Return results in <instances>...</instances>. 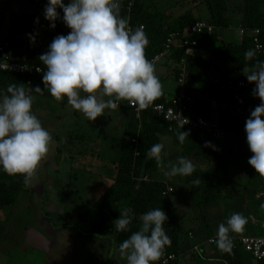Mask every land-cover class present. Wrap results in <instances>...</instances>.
I'll return each mask as SVG.
<instances>
[{
	"label": "trees",
	"instance_id": "obj_1",
	"mask_svg": "<svg viewBox=\"0 0 264 264\" xmlns=\"http://www.w3.org/2000/svg\"><path fill=\"white\" fill-rule=\"evenodd\" d=\"M231 1L237 3L230 9L229 2ZM198 3L205 7L209 15L207 22L214 26V32L210 35L203 33L193 37L197 41L193 55H185L184 50L175 45L170 51L171 55L169 53L162 58L168 56L176 77L181 68V60L184 59L187 71L186 80L189 81L188 87L195 90L188 106L191 116L216 122L226 131L227 135L246 140L245 122L251 110L261 101L252 95V90L238 87L237 82L247 79L243 68L251 67L255 62L246 60L244 55L247 50L254 49L255 46L253 37L250 35L252 29H261L259 39L264 50V31L262 30L264 28V11H262L264 0H200ZM121 4V15L134 28L140 25L144 27L149 39L145 54L150 61L164 51L166 39L172 32L182 33L189 24L198 20L195 19L192 11L186 10L176 18L177 27L172 28L169 26L171 17L151 11L152 9L145 0H121ZM58 11L61 22L55 23L56 32L69 29L63 22V11L60 9ZM21 19H23L22 15L18 20L21 22ZM24 20L28 25V30L34 23H37V20L50 25L45 17L27 16ZM231 26L244 30V35L238 43L224 41L218 35V31L229 29ZM0 45L12 58L16 59L13 46L8 47L7 43H0ZM48 48L42 42L39 48L29 46L23 50L19 60L46 70L39 56ZM255 59L264 60V53L256 52ZM42 76L43 74L32 78L27 74L0 71V96L6 93L9 84L16 83L23 84L25 90L36 98L55 101L47 90L42 95L32 90L37 86L43 90ZM167 102V95L164 92L163 96L154 103L167 104ZM126 107L129 119L124 129V137L120 142L118 160L114 162L115 176L111 179L107 189L81 216L80 221L84 220L87 214L94 213L91 234L104 237L112 235L118 250L119 244L127 239L131 232L139 230L141 223L139 219L145 212L161 208L168 217L164 228L171 238V245L166 248L164 255L179 256L183 254L182 250L186 239H189L188 234L191 230L183 232L181 229L186 217L180 211L178 203L174 201L180 195L177 194V188L188 187L189 205L199 212L201 220H204L200 213L201 206L218 201L228 188V157L224 152V145L216 147L213 137L197 128L183 126L181 129L180 126H174L169 130L166 121L150 111L144 112L141 120H137L127 102ZM181 130L190 133L183 144H180L177 139V133ZM162 138H170L171 145L180 150L178 155L174 153L173 156L172 154L166 156L165 162L174 163L178 156H184L188 159L204 161L207 163L206 167L196 166V171L189 177L177 176L171 180L167 179L164 176L167 169L161 170L155 160L146 155L153 144L161 143ZM131 139H136V144L132 143ZM206 142H211L214 147H205ZM255 176L253 175V178ZM194 179H200L199 186L191 183ZM23 189L25 186L22 176H9L0 167V210L12 206L17 194ZM256 192L258 190L253 194L256 195ZM125 208L132 210L134 219L128 232H117L113 221ZM205 239L196 242L199 243ZM215 248L218 250L217 247ZM218 252L228 264H243L240 249H233L232 254L221 253L219 250ZM179 260L169 264H178ZM257 263L264 264V261Z\"/></svg>",
	"mask_w": 264,
	"mask_h": 264
},
{
	"label": "clouds",
	"instance_id": "obj_2",
	"mask_svg": "<svg viewBox=\"0 0 264 264\" xmlns=\"http://www.w3.org/2000/svg\"><path fill=\"white\" fill-rule=\"evenodd\" d=\"M121 8V0H69L67 4L64 0H48L44 15L50 27L55 28V22L61 18L60 9L70 32L56 36L48 50L39 56L46 69L38 70L43 71L44 88L37 86L32 90L41 95L47 90L56 102L66 97L68 105L93 122L104 116L106 110H117L120 102L127 101L140 111L161 98L163 85L155 65L145 54L149 45L147 34L143 26L130 28ZM31 39L34 42L35 37ZM244 55L246 60L255 61L251 67L245 66L243 73L249 83L255 84L252 95L261 101L245 122L247 144L253 153L248 163L264 178V60L255 59L256 49H249ZM35 99L23 84L16 83L9 84L6 93L0 96V167L9 176H22L25 187L32 186L37 179L40 163L53 139L32 110ZM189 135L187 131H179V143L183 144ZM205 147L214 146L206 142ZM164 148L163 143H155L146 155L158 167L167 169L164 172L167 179L189 177L196 171V165L184 156H178L174 163L165 162ZM191 183L199 186L200 179ZM133 219L131 209L121 210L113 221L115 230L128 232ZM167 220L161 208L140 217L139 230L131 232L118 246L126 264H155L161 260L171 245L164 228ZM247 223L243 214L232 213L218 225L214 242L221 253L232 254L230 234H242Z\"/></svg>",
	"mask_w": 264,
	"mask_h": 264
},
{
	"label": "crops",
	"instance_id": "obj_3",
	"mask_svg": "<svg viewBox=\"0 0 264 264\" xmlns=\"http://www.w3.org/2000/svg\"><path fill=\"white\" fill-rule=\"evenodd\" d=\"M68 2L69 0H64L65 4ZM47 3L48 0H0V43H7L8 47L13 46L16 58L22 55L21 40L29 34L24 17L44 18ZM21 15L23 19L20 22L18 19ZM176 18L172 20L173 25L170 23L171 21L169 22V26L172 28L177 27ZM236 30L238 33V28ZM69 32L70 29H65L56 32L53 36L42 35L40 39L43 45L49 47L56 36H66ZM240 40L241 37L238 34L237 41L233 43H238ZM169 53L171 55V52ZM167 57H164L165 61L161 64L157 65L156 63L155 68L163 85V92L166 93L169 100L177 93L178 85L172 71V63ZM186 90L192 98L194 95L191 89L189 91V88H186ZM43 100L36 98L33 104V108H35L33 112L42 125H45L43 123L47 119H60V116H53L49 112L55 104L43 102ZM120 103L119 111H126L125 129L129 119L128 109L126 101ZM238 140L247 142V140ZM166 153L168 156H170L169 154L173 156L174 153L178 155L180 150L170 144ZM250 157L248 156L247 159L249 160ZM192 162L201 168H205L207 165L201 160L193 159ZM239 163L240 160L236 158L232 164L228 162V172L230 170L233 173L238 172L236 175L239 178L245 177V179L237 183L239 188L234 183L232 187L236 186L233 189H228L231 187L228 178V188L224 191L223 197L216 202L201 206L200 213L204 220H201L199 212L189 205L187 213L191 223L187 230H191L195 238L193 240L186 239L182 250L183 256L178 264H220L216 260L222 258L216 248L204 247L203 249L205 256L213 260L210 262H201L188 251L192 245L198 243L197 240L216 236L218 225L226 222L232 213L243 214L248 218V223L242 234L231 233L230 235H264V208L261 207L264 205V196L256 197L264 194V178H261L248 162V173L240 170L242 166ZM159 168L164 169L163 167ZM72 174L73 170L70 166L57 164L53 167L51 165L44 167L41 162L37 179L33 182L31 189L25 187L17 194L16 201L12 206L0 210V264H126V260L120 257L119 251L116 249L112 235L104 237L91 234L94 213L87 214L86 218L80 221L81 216L85 213V207L89 209L93 205L95 200L107 189L115 174L106 176L105 183L102 182L98 185L87 181L84 183L73 182L75 177ZM253 175H256L255 178ZM257 176H259V183L257 186L251 187V181L255 180ZM181 189L180 196L174 200L180 206L184 204L183 199H186V202L190 199L187 193L189 192L188 187ZM94 190L99 191L95 193V196H93ZM257 190L258 192L254 195L253 192ZM71 195L76 196L77 202L83 195L85 199L80 206L79 202L69 205ZM181 201L183 203H180ZM80 208H82V212ZM240 254L244 264L242 253Z\"/></svg>",
	"mask_w": 264,
	"mask_h": 264
},
{
	"label": "rangeland",
	"instance_id": "obj_4",
	"mask_svg": "<svg viewBox=\"0 0 264 264\" xmlns=\"http://www.w3.org/2000/svg\"><path fill=\"white\" fill-rule=\"evenodd\" d=\"M200 0H145L146 4L152 9L153 12L163 13L166 16L171 17V24L177 16L182 15L186 10L192 11V14L195 18L200 20L208 21V13L205 10L204 6H201L198 2ZM237 2H229V8L235 5ZM264 11V5L262 7ZM238 34L236 27L231 26L229 29H224L218 31V35L222 37L224 41L227 42H236L238 39ZM164 58H161L157 62V65L161 64ZM156 65V63L154 64ZM191 89L193 95L195 90ZM81 95L84 96L83 92ZM44 99L43 102H49L55 104L54 107H51L49 112L55 116H60L58 120H50L42 125L49 133L52 135V143L49 146V152L47 156L41 161L44 167L51 165L57 166V164L67 165L72 167L73 182L84 183V182H94V185L100 183H105V177L115 174L114 162L118 160L120 153V142L124 137V126H125V110L119 111V109L114 111L106 110L104 116L98 117L94 122L87 120L84 115L80 112L74 110L67 103V98L62 102H56L54 100ZM105 99H108L105 97ZM36 101V99H35ZM32 110H35L33 108ZM56 121V122H54ZM161 143L165 145V152L167 148H170L171 140L170 138H162ZM224 152L227 154L228 162L233 163L236 159L240 160V170L248 173V156H252L253 153L250 152L247 142L240 141L230 135L226 136L224 141ZM168 156V153H167ZM192 161V159H190ZM247 161V162H246ZM48 164V165H47ZM238 173V172H237ZM228 172V178L231 183V187L228 189H233L232 185L235 183L241 182L245 177H238L236 174ZM249 183V182H248ZM247 183V185H248ZM259 183V176L251 181V187L257 186ZM255 184V185H254ZM239 184H237V187ZM182 187L177 188V194H180ZM239 188V187H238ZM31 189V186L28 187ZM251 189V188H250ZM99 192L94 190L95 193ZM189 195V192H187ZM225 192L222 193V197ZM92 196V195H91ZM90 196V197H91ZM180 196V195H179ZM190 197V195H189ZM96 198V197H95ZM186 198V197H185ZM85 199L83 195L81 200L77 202L76 196L70 197L69 205L81 204ZM93 199V197H92ZM180 206V211L186 217L182 222L181 229L184 232L190 227L191 221H189L187 209L189 208V201ZM220 200V199H219ZM180 203H183L182 201ZM81 212H82V208ZM88 207H85V211ZM244 264H257V262L251 257V255L242 250Z\"/></svg>",
	"mask_w": 264,
	"mask_h": 264
},
{
	"label": "built area",
	"instance_id": "obj_5",
	"mask_svg": "<svg viewBox=\"0 0 264 264\" xmlns=\"http://www.w3.org/2000/svg\"><path fill=\"white\" fill-rule=\"evenodd\" d=\"M59 22H61L60 19H58L55 23L57 24ZM129 26L133 30L136 29L130 23ZM214 29L215 28L211 23L205 20L198 19L193 23L189 24L185 28L184 32H172L166 39V42L164 44V51L161 54L156 55L151 60V62L153 64L157 63L163 56L168 54L173 49V47H175V45L183 49L185 55H193L195 52V48L197 47V41L193 37L203 33L210 35L214 32ZM262 30L264 31V28H262ZM28 33V36L22 39L20 42V48L22 52L29 46L39 48L41 46L40 37L45 34H54L56 33V29L51 28L50 25L40 21L34 23L32 27L29 28ZM238 33L240 37H242L244 35V30L239 29ZM260 34L261 29L259 28H255L250 31V35L253 37V43L255 45L254 49H256V52L264 53V50L262 49L263 46L259 39ZM31 37H35L34 42ZM180 65L181 68L179 69V73L176 77L178 91L168 100L167 104L153 103V105L150 106L148 109L140 111H137L135 108H132L127 104L128 107L131 109L132 113L134 114L137 120H141L143 113L146 111H150L153 114L162 117L169 125V130H171L174 126H180L182 124H184V126L204 130L213 137L216 142V147H222L227 136L226 131H224L216 122L207 120L202 117L191 116L188 108L191 98L186 90L189 81L186 80L187 71L184 65V59L181 60ZM41 69L42 68L40 66L24 63L19 60V58H12L11 55L6 52L5 48L0 45L1 72L27 74L29 77L33 78L37 75L43 74V71H38ZM237 86L243 89H250L252 91L255 88V84L249 83L247 79L238 81ZM130 141L136 144V139H131ZM168 189L171 190V188ZM263 196L264 194L262 193L260 195H257L256 197L260 198ZM188 237L190 240H192L194 238V234L191 232L188 234ZM231 238L234 245L233 249H240L248 252L256 262L264 261V235H231ZM214 240L215 236H210L202 242L192 245L188 252L190 254H194L201 261H213L212 259H209L205 256V254L203 253V249L204 247H217ZM182 256L183 254L179 256H176L174 254L164 255L162 257V260L156 264H169L170 262L181 259ZM216 261L220 264H228V262L224 259Z\"/></svg>",
	"mask_w": 264,
	"mask_h": 264
}]
</instances>
